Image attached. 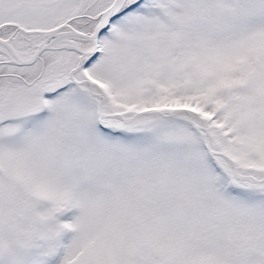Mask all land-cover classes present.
I'll list each match as a JSON object with an SVG mask.
<instances>
[{
	"label": "snow or ice",
	"instance_id": "1",
	"mask_svg": "<svg viewBox=\"0 0 264 264\" xmlns=\"http://www.w3.org/2000/svg\"><path fill=\"white\" fill-rule=\"evenodd\" d=\"M0 264H264V0H0Z\"/></svg>",
	"mask_w": 264,
	"mask_h": 264
}]
</instances>
